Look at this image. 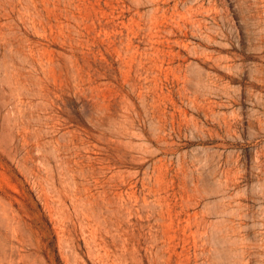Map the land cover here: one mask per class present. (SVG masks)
I'll return each instance as SVG.
<instances>
[{
  "label": "rangeland",
  "instance_id": "rangeland-1",
  "mask_svg": "<svg viewBox=\"0 0 264 264\" xmlns=\"http://www.w3.org/2000/svg\"><path fill=\"white\" fill-rule=\"evenodd\" d=\"M0 264H264V0H0Z\"/></svg>",
  "mask_w": 264,
  "mask_h": 264
}]
</instances>
